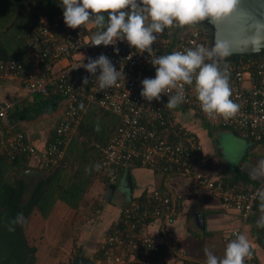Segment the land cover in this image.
I'll return each mask as SVG.
<instances>
[{"label":"built area","instance_id":"1","mask_svg":"<svg viewBox=\"0 0 264 264\" xmlns=\"http://www.w3.org/2000/svg\"><path fill=\"white\" fill-rule=\"evenodd\" d=\"M105 15H107L105 13ZM166 28L153 44L156 55L183 51L204 45L200 27ZM97 29L93 23L72 29L63 18L50 21L42 16L37 27L24 42L30 69L23 62L0 59V84L17 83L29 94L58 98L63 109L53 134L42 146L34 144L10 117L14 102H0V156L7 161L23 157L40 169L57 166L65 155L72 134L91 104L119 116L120 122L108 143L101 148L96 170L108 183H115L129 166H143L160 173L165 179L176 175L190 179L197 187L210 191L224 208L239 210L246 217L258 200L254 190L234 183H224L202 175L196 169L201 160V147L195 134L177 120L176 109L165 107L168 95L161 101H146L141 95V81L154 78L155 68L147 52L118 40L114 45H92ZM118 49V51H116ZM107 55L121 71L117 85L97 91L96 76L84 68H74L82 60ZM223 67V64H222ZM232 99L240 111L235 118L209 119L199 107L194 86H185L186 99L181 105L208 122L230 129L264 151V55L256 59L240 57L227 63ZM96 75H99V71ZM89 84H82V77ZM174 94V93H173ZM182 206L181 196L163 184L148 189V197L130 198L120 209L118 219L107 229L91 258L93 264H158L160 241L166 242L164 225L174 221ZM158 223V228L150 226ZM231 232L225 239H234ZM180 264H197L179 254ZM246 264H256L253 253Z\"/></svg>","mask_w":264,"mask_h":264},{"label":"crops","instance_id":"2","mask_svg":"<svg viewBox=\"0 0 264 264\" xmlns=\"http://www.w3.org/2000/svg\"><path fill=\"white\" fill-rule=\"evenodd\" d=\"M28 67L32 69L33 65L30 63ZM31 95L17 83L0 84V102H14V118L17 123L34 144L42 146L53 133L63 103L57 99H45L39 95L36 98ZM175 109L178 122L195 134L201 147L202 158L196 165L198 172L224 183L234 182L249 191L264 187L250 176L253 166L264 159L263 150L250 145L247 139L236 132L210 123L182 105ZM57 111L51 124L37 122L36 127L25 128L28 122H33L39 117L47 118ZM79 139L82 140L83 137ZM28 165L29 168L41 171L37 175L43 174L35 164ZM127 175L130 185L126 179ZM110 184L95 178L76 207L58 199L45 217L33 211L24 223V233L29 244L35 248V257L41 256L42 250L46 249L44 241L53 242L51 227L54 219L61 224L67 216L70 219L73 214L74 218L68 221L73 225L74 234L66 246H60L63 250L61 257L64 259L69 255L68 261L78 254L92 258L108 227L118 219L124 202L143 194L148 197V189L164 184L181 196L182 206L174 221L164 225L166 242L160 241L156 256L158 264H180L179 254H183L190 262L206 264L203 248L208 247L216 255L223 256L228 243L224 239L233 231L242 232L247 236L256 264H264V229L256 226L260 215L259 203L244 217L239 210L224 208L210 191L197 187L190 179L176 175L165 179L157 171L143 166H129L116 182L112 183L115 184L114 190L108 187ZM157 224L151 225L150 229L158 228ZM51 247L50 243L49 248ZM35 264H40V260Z\"/></svg>","mask_w":264,"mask_h":264},{"label":"clouds","instance_id":"3","mask_svg":"<svg viewBox=\"0 0 264 264\" xmlns=\"http://www.w3.org/2000/svg\"><path fill=\"white\" fill-rule=\"evenodd\" d=\"M241 0H60L63 20L67 27L76 29L93 23L97 29L92 36V45H114L118 40L126 41L139 52H147L155 68L154 78L141 81L140 95L149 103L161 101L168 95L165 105L175 109L185 102V86H194L195 97L202 112L209 118H235L240 105L231 97L228 58L233 55L259 54L264 49V18L251 14L250 19L237 16L239 28L237 43L216 40L209 47L198 45L183 51L156 55L153 44L166 28L200 25L204 21L216 24L237 13ZM105 13L107 15H105ZM249 26L251 32L247 36ZM118 51V49H116ZM74 68H84L97 77V91L117 85L121 71L105 55L87 58ZM223 64V67H222ZM99 71V75H96ZM82 84H89V77H82ZM174 93V94H173ZM97 130H99L97 128ZM98 168L99 165H96ZM250 176L264 185V159L253 166ZM253 200H258V228L264 229V187L256 190ZM22 213L11 221V225L24 223ZM9 226V231L14 227ZM223 256L216 255L208 247L203 248L206 264H246L252 258V247L245 234L234 233Z\"/></svg>","mask_w":264,"mask_h":264},{"label":"trees","instance_id":"4","mask_svg":"<svg viewBox=\"0 0 264 264\" xmlns=\"http://www.w3.org/2000/svg\"><path fill=\"white\" fill-rule=\"evenodd\" d=\"M59 5L60 0H0V59H15L30 66L24 42L32 35L40 17L45 16L50 21L63 18ZM178 29L182 30L177 27L176 32ZM202 36L207 39L205 30ZM14 112L10 117L16 120ZM97 117L104 119V126L94 122ZM119 122L118 115L94 103L89 105L72 137L77 148L67 147L57 166L41 169L43 174L37 176L17 175L18 170L29 168L25 158L7 161L0 156V264H35V248L29 244L24 233V223L33 211L45 217L58 199L76 207L93 179L99 178L108 183L96 170V162L101 153L100 147L108 143ZM81 136L82 140L79 139ZM144 195L140 198H145ZM19 213L25 218L23 225H11ZM10 225L14 231H9ZM59 264H70V261Z\"/></svg>","mask_w":264,"mask_h":264},{"label":"water","instance_id":"5","mask_svg":"<svg viewBox=\"0 0 264 264\" xmlns=\"http://www.w3.org/2000/svg\"><path fill=\"white\" fill-rule=\"evenodd\" d=\"M264 18V0H241V3L237 9V13L232 17H226L216 24H210L208 21L202 22L200 25L196 26H186V27H200L207 33L206 47L211 46L216 40H220L230 45H235L238 39L243 37H238L237 32L239 28V23L237 16L244 17L246 20L250 19L251 14ZM251 32V27L249 26L248 32L245 34L247 36ZM264 55V49H261L259 54H242L233 55L228 58V62L235 61L240 57H245L248 59H256L259 56ZM41 171L32 168H25L18 171V175H37ZM128 184L130 185V179L127 175L126 177ZM111 190L115 189V184H110L108 186ZM197 217V216H196ZM70 264H93V260L85 255H74L71 257Z\"/></svg>","mask_w":264,"mask_h":264},{"label":"rangeland","instance_id":"6","mask_svg":"<svg viewBox=\"0 0 264 264\" xmlns=\"http://www.w3.org/2000/svg\"><path fill=\"white\" fill-rule=\"evenodd\" d=\"M31 96L37 98L38 95L32 94ZM57 113H58V111L54 112L53 114L48 115L47 118L39 117L36 120H34L33 122L32 121L28 122L25 125V128L29 129L31 127H36L37 122H38V124H39V122L40 123H46L47 122L48 124H51V122L53 121V119ZM103 120H104L103 118L100 119L99 117H97L94 120V122L98 125L101 124V126H104ZM99 138H101V136H99ZM85 139L87 140V142L89 141V139L87 137ZM90 141H91V139H90ZM75 142H76L75 138L72 139L70 144H68V147L70 146V149H73V148L76 149L77 147L75 146ZM92 145H94V144H92ZM73 218H74V215L72 214L70 219H73ZM65 219H66L65 222L61 223V224H58V220L54 219L55 222L52 224V227H51V237H52L51 239H53L54 243L50 242V241H44V246L45 247L47 246V247H46V249L42 250L41 256L36 255L35 263H36V261L40 260V264H59L61 262H67L69 260V255L67 257H65L64 259H63V257H61V253H62L61 251H63V250L60 249V246L61 245L66 246L67 243H69V241H71V237H72L71 235L74 234V228H72V226H73L72 224H69L70 223V221H68V220H70L69 216H67ZM50 243L52 244L51 248H49ZM34 254H35V252H34ZM59 259H60V261H58ZM63 260H66V261H63Z\"/></svg>","mask_w":264,"mask_h":264}]
</instances>
